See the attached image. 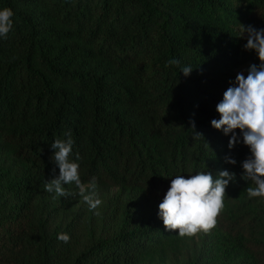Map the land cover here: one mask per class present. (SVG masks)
I'll list each match as a JSON object with an SVG mask.
<instances>
[{"label": "trees", "instance_id": "1", "mask_svg": "<svg viewBox=\"0 0 264 264\" xmlns=\"http://www.w3.org/2000/svg\"><path fill=\"white\" fill-rule=\"evenodd\" d=\"M4 8L14 16L0 37V264H264V198L250 199L242 179L250 149L237 130L229 150L231 134L211 126L237 69L259 65L239 24L264 29L252 18L264 0H0ZM172 58L180 65L166 67ZM69 131L82 182L96 178V210L74 184L64 185L69 197L45 190L59 175L51 145ZM222 170L236 179L218 226L193 238L165 230L159 204L171 180Z\"/></svg>", "mask_w": 264, "mask_h": 264}, {"label": "clouds", "instance_id": "2", "mask_svg": "<svg viewBox=\"0 0 264 264\" xmlns=\"http://www.w3.org/2000/svg\"><path fill=\"white\" fill-rule=\"evenodd\" d=\"M14 12L10 8L0 10V37L7 38L13 28ZM240 25V37L246 38V51H254L259 65H250L245 76L238 73L234 86L228 87L223 99L216 106L220 119H213L211 126L222 130L227 136L231 134L228 143L229 150L240 141L237 130L242 136L245 146L250 149L251 156L242 163L244 174L242 179L250 180L246 188L247 196L264 198V29H256L252 25ZM169 65L179 66L178 59H169ZM180 71L187 77L193 71L192 67H182ZM193 129L195 128L192 122ZM67 139H55L51 147L55 150L52 157L58 165L59 175L50 182H45V190L54 192L59 197H69L70 192L64 185L74 184L79 189V195L89 206V210L98 209L102 200L98 198L97 181L95 177L85 184L80 176L79 153L72 159L74 141L71 131L64 134ZM202 137L194 133V138ZM228 164L235 165L236 160L225 157ZM55 172V169H53ZM236 179L235 173L222 170L217 177L208 172L189 175H177L171 180L170 187L159 204V217L165 230L177 232L180 238H193L201 234H209L219 223V218L225 208L227 188ZM99 215V212H95ZM58 240L68 243L70 236L58 234Z\"/></svg>", "mask_w": 264, "mask_h": 264}, {"label": "rangeland", "instance_id": "3", "mask_svg": "<svg viewBox=\"0 0 264 264\" xmlns=\"http://www.w3.org/2000/svg\"><path fill=\"white\" fill-rule=\"evenodd\" d=\"M252 18L253 20H257V21H264V9H256L254 12H253V15H252ZM241 34V33H240ZM243 42L246 44L247 43V40L246 38H242ZM245 73L246 72V65H241L238 69H237V74L238 73Z\"/></svg>", "mask_w": 264, "mask_h": 264}]
</instances>
